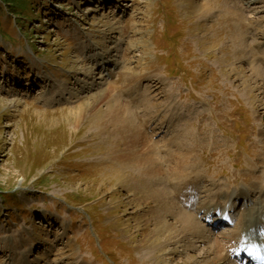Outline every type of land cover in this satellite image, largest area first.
<instances>
[{
    "label": "rangeland",
    "instance_id": "1",
    "mask_svg": "<svg viewBox=\"0 0 264 264\" xmlns=\"http://www.w3.org/2000/svg\"><path fill=\"white\" fill-rule=\"evenodd\" d=\"M25 1L0 0V264H207L234 227L210 232L199 204L242 210L238 190H264V0ZM118 101L156 169L191 151L186 181L117 160L129 139L97 124ZM194 180L211 242L164 228L152 248L176 215L137 189L167 188L178 210Z\"/></svg>",
    "mask_w": 264,
    "mask_h": 264
},
{
    "label": "bare ground",
    "instance_id": "2",
    "mask_svg": "<svg viewBox=\"0 0 264 264\" xmlns=\"http://www.w3.org/2000/svg\"><path fill=\"white\" fill-rule=\"evenodd\" d=\"M104 1H106V0H104ZM253 1H257V0H247L246 2H247V4H250ZM205 7H210V6H208V4H206ZM98 60L99 59H93V61H91L92 65L95 66L96 63H98ZM94 61H96V62H94ZM104 63L108 66V64H110L111 62L106 61ZM103 67H104V65H103ZM100 72H101V70L98 71V74H100ZM110 72H112V71H110ZM108 75L111 77L113 76L112 73H110ZM114 102L113 103L110 102L108 105V108L106 111L107 112L106 114L108 117L105 116L107 118L103 119L104 116H101V119L97 125H98V127L103 128L100 131L101 133L104 131L105 128L107 129L108 125H111L114 127L116 132H119L122 134L121 135L122 138L126 137L129 139L127 142L126 148L124 149L125 151L118 152V153L115 152L117 155L116 156L117 160H119L120 162H123L124 166L130 164V165H133L134 168L142 170L141 172H143L145 170L149 176H151V174L154 171H156L159 173L160 177H162L163 173H165L166 175H168V174L170 176L173 175L175 177V179H179V178L185 179V176H188L190 173L189 169L194 168L192 159L190 158L191 159V161H190L188 158V157L192 156L191 151L185 152L183 150H179L180 148H177V150H179V151L175 155L170 154V157L167 159L168 160L167 163H170L173 161V164L170 163L169 167L165 168L164 171L162 170L163 168L156 169L155 168L157 165L156 160L158 159L157 158L158 156L156 157V154H155L156 152L155 153L153 152L154 151L153 145L149 144V142H147V140H148L147 138H150L151 134L144 132V131L140 132L139 127H137L138 125L133 124L134 120H133L132 115L130 114L131 109H129L128 105H124V103H122L120 101H118L116 103H114ZM177 137H179V136L177 135ZM174 140L175 139H173V140L171 139V142L172 141L175 142ZM181 141H182V139H181ZM180 143H183V142H180ZM177 144H174V145L177 146ZM140 145H142L143 147L140 149L137 148V146L140 147ZM169 148H170V146L168 144L167 147H165V149H169ZM124 152H127V156L125 155ZM166 152L171 153L170 149H169V151H166ZM153 154H154V156H153ZM188 154H191V155H189L187 157ZM164 157H166V156H164ZM164 161L166 162V159H164ZM162 164H164V163H162ZM166 164H165V166H166ZM141 168H143L144 170ZM143 175H145L144 172H143ZM153 175H154V173L152 174V176ZM152 176H151V179H153ZM140 177H142V176H140ZM156 180L162 181V179H156ZM186 180L187 179H185L184 181H186ZM191 184H193V185L190 186V184H188V187H185L183 190L178 191L179 195H182L186 198L185 202L182 201L184 210L183 209L177 210L175 208V206H173V203L168 201L167 197L164 195V194H166V192H168L167 188H165V189L160 188V189L154 190L153 188L150 187V185H145V187H143V189L141 191H140V189L135 188L139 191V193L141 192L142 195L149 196V199L151 200V202L155 203V204H153L152 208H153V212H154L156 217H158L160 209H162V211L165 215H166V213H172V214L174 213L176 215L178 227L170 225L167 222H164L162 225V227H163L162 228L159 226V222L157 221L155 229H153L149 233V234L154 236V239H153L152 245H151L152 248H154L155 246L159 245V243H161L160 237H157V236H158L159 232L161 230H163L164 228L170 229V233L168 234V237H166V240H168L171 237V235L174 231H178L180 234H182V232H183V233H187V234L190 233L194 237L199 236V238H201L203 240V242H206V243L211 242L210 235L203 232V228L200 225L201 222L198 221V219H197L198 217L196 216V214H194L192 212V207L195 206V204H196L195 203L196 202L195 193L199 189L198 188L199 187L198 186L199 180H194V182H192ZM178 190H180V189H178ZM175 192L177 193V191H175ZM233 195H234V193H233ZM255 197L256 198H249L248 193H244V191H241V190L237 191L234 199L245 198L244 200H246V206L242 210L236 212V215L233 216V219L235 222L234 232L229 234L228 236H226L223 240H221L219 238L220 237L219 236L217 238V240H214L213 244L208 248V250L206 252L204 251L205 254H204V256H202V258L205 257V255H206V257L213 255L212 260L211 261L209 260V262L207 264H210V263H212V264H225L226 261L228 260V258H232L233 255H236V253L238 255L245 254L249 250V247L254 249V252L258 251L260 248L262 249V247L255 246L254 243H256V242L253 240V237H252L253 234L252 233L255 232L257 229H260V232L264 233V190H263V192H261L260 194H258ZM179 201L181 202V200H179ZM199 205H200L199 209L200 210L202 209L201 212L206 213V214L204 213V216H208L209 213H211L212 211L215 212L216 210H218L220 208L219 204L216 205V204H213L210 202L209 203H203V204L200 203ZM210 208H211V210H210ZM231 208H234V206H232ZM261 236L264 237L263 234ZM188 246L186 249L189 248ZM192 246L193 245H191V247ZM194 248H195V246H193L191 249H194ZM184 251H185V249H184ZM170 252L177 253V251L176 250L174 251L173 249ZM177 254H175V255H177ZM30 256H31V252H27L26 254H23V257L21 258L20 264H31ZM204 260H205V258H204ZM195 261L196 260L194 259V262ZM230 261L233 262V259L232 260L230 259ZM182 263H184V262H182ZM235 263L236 264H244V263H242V261H238V260Z\"/></svg>",
    "mask_w": 264,
    "mask_h": 264
},
{
    "label": "trees",
    "instance_id": "3",
    "mask_svg": "<svg viewBox=\"0 0 264 264\" xmlns=\"http://www.w3.org/2000/svg\"><path fill=\"white\" fill-rule=\"evenodd\" d=\"M6 6L11 7L12 11L18 15L20 12L16 11L18 8L24 10L27 6L25 0H1Z\"/></svg>",
    "mask_w": 264,
    "mask_h": 264
}]
</instances>
